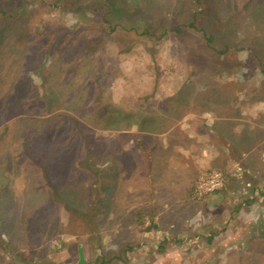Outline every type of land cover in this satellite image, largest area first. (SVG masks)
<instances>
[{
  "label": "rangeland",
  "instance_id": "1",
  "mask_svg": "<svg viewBox=\"0 0 264 264\" xmlns=\"http://www.w3.org/2000/svg\"><path fill=\"white\" fill-rule=\"evenodd\" d=\"M189 113L254 149L143 204V128ZM263 152L264 0H0V264H264Z\"/></svg>",
  "mask_w": 264,
  "mask_h": 264
},
{
  "label": "crops",
  "instance_id": "2",
  "mask_svg": "<svg viewBox=\"0 0 264 264\" xmlns=\"http://www.w3.org/2000/svg\"><path fill=\"white\" fill-rule=\"evenodd\" d=\"M152 130L142 133L152 141L145 143L148 166L140 172L139 196L143 204L154 203L164 208L191 199L193 183L203 167L225 165L235 168L237 157L245 154L246 149L242 146L253 140V136L244 135L242 128L223 119L220 121L215 115L204 117L203 121L189 113L171 126ZM247 149L249 154L254 147L249 144ZM262 161L264 152L259 154V163ZM213 197L220 200L222 195ZM168 208L164 211H169ZM156 213L161 215L163 210L157 208Z\"/></svg>",
  "mask_w": 264,
  "mask_h": 264
},
{
  "label": "built area",
  "instance_id": "3",
  "mask_svg": "<svg viewBox=\"0 0 264 264\" xmlns=\"http://www.w3.org/2000/svg\"><path fill=\"white\" fill-rule=\"evenodd\" d=\"M229 180L228 172L220 168L202 171L194 182L192 195L194 198L204 199L226 188Z\"/></svg>",
  "mask_w": 264,
  "mask_h": 264
},
{
  "label": "trees",
  "instance_id": "4",
  "mask_svg": "<svg viewBox=\"0 0 264 264\" xmlns=\"http://www.w3.org/2000/svg\"><path fill=\"white\" fill-rule=\"evenodd\" d=\"M192 25H195V24H193L192 23ZM144 33H148L147 31H144ZM47 58H49V55L47 54ZM155 125H153V124H147L146 125V128H143V129H145V130H152V129H154L155 127H154ZM142 129V128H141Z\"/></svg>",
  "mask_w": 264,
  "mask_h": 264
},
{
  "label": "water",
  "instance_id": "5",
  "mask_svg": "<svg viewBox=\"0 0 264 264\" xmlns=\"http://www.w3.org/2000/svg\"><path fill=\"white\" fill-rule=\"evenodd\" d=\"M79 264H86V262L84 260V257H83V253H82L81 250H80V261H79Z\"/></svg>",
  "mask_w": 264,
  "mask_h": 264
}]
</instances>
